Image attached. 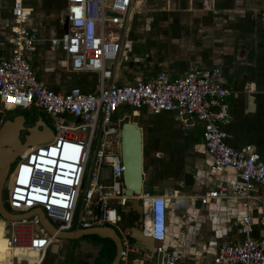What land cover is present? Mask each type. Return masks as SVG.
<instances>
[{
    "label": "built area",
    "instance_id": "obj_1",
    "mask_svg": "<svg viewBox=\"0 0 264 264\" xmlns=\"http://www.w3.org/2000/svg\"><path fill=\"white\" fill-rule=\"evenodd\" d=\"M136 1L66 0V28L59 36L49 38V43L65 53L72 71L96 73L95 91L79 86L53 89L38 80L29 61L38 41V33L28 26L31 9L24 0L11 2L12 49L9 56L0 59V112L15 107L42 110L54 118L56 129L49 140L27 145L15 157L5 178L7 193L2 204L9 213L23 215L19 220H5L7 250L16 260V248L37 250V264L52 253L54 243L59 252L56 235L44 229L36 213H30L40 208L58 231L104 224L115 227L122 243L119 264H128L131 242L122 222L129 198L134 197L143 212L139 229L153 241L154 264H182L179 256L164 245L169 197L150 196L145 191L138 196L125 193L120 129L115 121V113L123 106L133 110L147 107L155 114L174 111L201 121L202 139L211 157L210 170L230 167L238 180L205 192L199 197L200 203L216 198L245 199L255 185L264 187V160L258 150L251 143L234 147L226 139L231 91L218 69L192 67L174 78L157 72L131 83L114 78L121 32ZM238 229L239 237L221 243L207 264H264V237L253 236L249 214L240 218ZM23 262L34 264L17 260V264Z\"/></svg>",
    "mask_w": 264,
    "mask_h": 264
},
{
    "label": "crops",
    "instance_id": "obj_2",
    "mask_svg": "<svg viewBox=\"0 0 264 264\" xmlns=\"http://www.w3.org/2000/svg\"><path fill=\"white\" fill-rule=\"evenodd\" d=\"M11 2L9 0L7 4L6 14L0 12V59L9 56L12 49ZM33 2L24 0L31 12L35 7ZM31 18L28 26L38 33V41L29 53V61L38 80L53 89H61L60 82L64 81L61 74H72V80L65 81L62 90L79 86L86 91H95L96 73L72 71L65 53L59 47L50 45L49 38L59 36L64 30L58 34L51 31L44 37L34 27ZM220 56H195L192 65L220 68L225 84L231 89V119L225 126L226 139L234 147L251 143L264 160V73L259 70L262 62L236 58L238 62L235 64L225 54L224 57ZM230 59L235 58L232 55ZM60 62L64 64L60 65ZM236 66H241L239 71ZM186 72L167 75L174 78ZM114 78L119 81L116 74ZM2 121L0 119V123ZM115 121L120 130L122 123L129 121L134 122L142 132L143 190L150 196L169 197L170 203L165 211L164 245L179 256L182 264L209 263L221 243L239 237V220L246 214L253 219V236L264 237V187L255 185L245 199L216 198L205 204L200 203L199 197L205 192L221 185L229 186L238 180L230 167L216 172L210 170L211 157L202 139L201 121L180 116L174 111L155 114L147 107L133 110L129 106L117 110ZM133 215L128 204L123 213L124 231L130 225L128 220ZM144 215L147 222V210ZM7 226L8 223L0 217V264H17V260L7 250L4 237L8 231ZM132 248L143 259L149 258L145 251L138 247ZM14 255L29 262L38 261V253L34 249H18ZM142 261L129 255L128 264H142ZM55 262L69 264L67 261L58 263L55 257L49 262L44 260L42 264Z\"/></svg>",
    "mask_w": 264,
    "mask_h": 264
},
{
    "label": "rangeland",
    "instance_id": "obj_3",
    "mask_svg": "<svg viewBox=\"0 0 264 264\" xmlns=\"http://www.w3.org/2000/svg\"><path fill=\"white\" fill-rule=\"evenodd\" d=\"M8 3L9 0H0L2 14H6ZM65 3L66 0H34L31 22L40 35L47 37L51 31L58 34L65 30ZM223 53L235 64L238 62L236 58L259 60L262 62L259 70L264 73V0H139L126 28L121 32V50L114 65L115 74L119 81L125 83L146 79L157 72L181 74L197 67L192 65L195 56L218 58ZM224 54L220 57H224ZM232 55L234 60L230 59ZM63 64L60 62V65ZM236 67L239 71L241 66ZM197 68H216L223 79L222 71L217 66ZM72 78V74H61L64 81L60 79L59 87L64 89L65 81ZM14 117H20L24 127L42 119L53 134L56 131L54 118L42 110L15 107L0 113L1 120ZM25 135V132H21V143ZM94 145L95 142L92 150ZM14 164L15 160L10 163L9 171ZM6 186L5 181L3 198L6 197ZM82 210L79 204L78 212ZM110 227L121 235L115 227ZM89 239V236L58 239V254L48 252L45 262L55 257L58 263L93 264L101 243ZM130 245V256L143 260L142 264H154L153 258L143 259L132 251L135 245L132 242Z\"/></svg>",
    "mask_w": 264,
    "mask_h": 264
},
{
    "label": "water",
    "instance_id": "obj_4",
    "mask_svg": "<svg viewBox=\"0 0 264 264\" xmlns=\"http://www.w3.org/2000/svg\"><path fill=\"white\" fill-rule=\"evenodd\" d=\"M109 62H106L108 65ZM79 121V118H76ZM39 125V127H38ZM25 132L23 143L20 142V134ZM53 136V132L46 123L39 119L34 125L24 127L20 117L6 119L0 123V217L6 221H15L22 218V214L9 213L2 204L3 184L9 169L15 157L22 152L27 145H33L49 140ZM120 154L123 164V183L125 193L135 196L142 193L143 177H142V132L134 122H123L120 130ZM130 209L134 215L129 218V226L125 231L132 244L139 249L145 251L151 258L153 250V241L150 237L144 235L140 231V223L142 220V207L138 200L134 197L129 198ZM30 213H36L39 217L41 225L50 234H55L56 238L77 239L85 235H96L100 238L110 239L115 246V256L109 264H119L122 243L120 235H118L109 225H97L87 228H77L70 231H58L48 221L44 212L40 208L30 210ZM53 254L58 253V244L54 243L51 247Z\"/></svg>",
    "mask_w": 264,
    "mask_h": 264
},
{
    "label": "trees",
    "instance_id": "obj_5",
    "mask_svg": "<svg viewBox=\"0 0 264 264\" xmlns=\"http://www.w3.org/2000/svg\"><path fill=\"white\" fill-rule=\"evenodd\" d=\"M107 225V224H104ZM89 236L91 242L101 243L97 254L94 258L93 264H109L115 256V246L110 239L100 238L96 235H85Z\"/></svg>",
    "mask_w": 264,
    "mask_h": 264
},
{
    "label": "bare ground",
    "instance_id": "obj_6",
    "mask_svg": "<svg viewBox=\"0 0 264 264\" xmlns=\"http://www.w3.org/2000/svg\"><path fill=\"white\" fill-rule=\"evenodd\" d=\"M140 1H141V0H140ZM137 3L139 4V0L136 1V4H137ZM18 249H19V250H26V249H33V248H30V247H26V248H16V249L13 250V253L15 254V251L18 250ZM34 250H35V249H34ZM17 260L21 261V259H19V257H17ZM30 263L37 264V262H30Z\"/></svg>",
    "mask_w": 264,
    "mask_h": 264
}]
</instances>
